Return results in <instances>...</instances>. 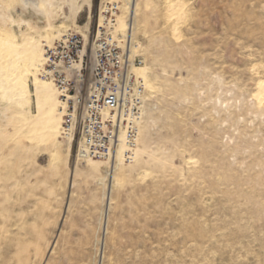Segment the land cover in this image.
<instances>
[{
    "label": "rangeland",
    "instance_id": "rangeland-1",
    "mask_svg": "<svg viewBox=\"0 0 264 264\" xmlns=\"http://www.w3.org/2000/svg\"><path fill=\"white\" fill-rule=\"evenodd\" d=\"M136 1L130 56L153 88L141 96L144 148L115 178L107 158L92 170L78 154L79 107L60 108L53 143L29 138L0 98V264H264V105L253 97L264 0ZM129 2L55 0L46 14L0 0V30L22 41L48 21L89 49L109 7L107 33L126 50L115 28Z\"/></svg>",
    "mask_w": 264,
    "mask_h": 264
},
{
    "label": "built area",
    "instance_id": "built-area-1",
    "mask_svg": "<svg viewBox=\"0 0 264 264\" xmlns=\"http://www.w3.org/2000/svg\"><path fill=\"white\" fill-rule=\"evenodd\" d=\"M102 14L104 24L98 22L89 49L81 34L67 30L45 47L39 71L66 105L79 107L77 152L84 158H109L121 137L133 147L141 116L143 85L130 74L140 61L107 33L106 27L114 24L111 9L106 7ZM67 115L70 124L74 114ZM70 128L64 131L71 132ZM125 155L129 158L130 152Z\"/></svg>",
    "mask_w": 264,
    "mask_h": 264
},
{
    "label": "bare ground",
    "instance_id": "bare-ground-1",
    "mask_svg": "<svg viewBox=\"0 0 264 264\" xmlns=\"http://www.w3.org/2000/svg\"><path fill=\"white\" fill-rule=\"evenodd\" d=\"M54 1L55 0H22L25 5H32L38 10L41 9L46 11V14H49L50 10L54 7ZM136 6L137 1L130 0L127 5L129 12L128 20L118 19L115 28L121 31L126 37L125 51L130 54L131 49L138 46L133 40V17L135 15V9L137 8ZM101 17L102 16H100V18ZM21 22L28 24L26 20H21ZM100 24H103V22ZM6 31L4 29L0 30V98L18 108L15 117L20 123V128L25 132L31 133L29 138L33 136L35 139L38 138L45 141L48 139L55 143L58 141L57 138L59 137L62 127L61 123L63 122V111L60 110V108L65 109L66 103L59 98L60 94L55 90V85L51 81L44 80L39 76V71L44 62L43 47L50 46L55 39L63 34L61 35V31L58 29L56 30L48 21L43 30V34L40 36L38 35L39 37L31 35L29 37H24L22 41H18L14 35H10L12 33L8 34ZM130 74L135 77L136 80H140L144 89L153 88V83L148 77L147 66L134 65L130 69ZM29 81L31 82V87ZM253 97L257 105H264V78H259L256 82ZM31 103L35 105L37 112H31V109L26 110L25 107L30 108ZM26 111L31 114L27 115ZM65 135L67 138V142L65 143H67V149H69L73 134L72 132H68ZM139 135H141V133H139ZM142 148L144 147H140L136 143L133 147L129 148L121 137L115 152L107 158L110 160L106 162L108 163L107 174L109 177L115 178L114 172L116 170H122L126 152L129 151V157L135 160L136 157H139L138 155H140ZM85 162L92 170H98L100 168L99 160L87 158Z\"/></svg>",
    "mask_w": 264,
    "mask_h": 264
}]
</instances>
